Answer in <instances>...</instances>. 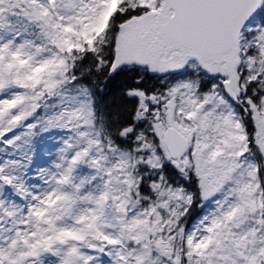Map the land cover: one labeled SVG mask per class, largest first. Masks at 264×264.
<instances>
[{"label": "snow or ice", "instance_id": "obj_1", "mask_svg": "<svg viewBox=\"0 0 264 264\" xmlns=\"http://www.w3.org/2000/svg\"><path fill=\"white\" fill-rule=\"evenodd\" d=\"M0 264H264V0H0Z\"/></svg>", "mask_w": 264, "mask_h": 264}]
</instances>
